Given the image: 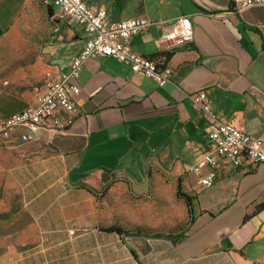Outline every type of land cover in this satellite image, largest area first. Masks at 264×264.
Returning a JSON list of instances; mask_svg holds the SVG:
<instances>
[{
    "label": "crops",
    "instance_id": "0c3cea01",
    "mask_svg": "<svg viewBox=\"0 0 264 264\" xmlns=\"http://www.w3.org/2000/svg\"><path fill=\"white\" fill-rule=\"evenodd\" d=\"M86 2L105 7L110 21L158 22L130 45L165 62L172 75L159 85L115 58H90L78 78L71 129L0 146L37 231L36 241L7 264H264V164L223 160L190 171L211 149V119L264 138V6L238 12L236 0ZM5 14L0 8V28L14 17L2 21ZM181 16L193 22L189 40L174 36ZM53 29L44 83L22 93L24 107L69 72L87 37L71 21ZM198 89L211 114L194 107L189 94ZM211 171V183L202 184ZM178 190L191 197V210ZM131 199L146 200L145 207L126 203ZM111 226L130 233L105 229Z\"/></svg>",
    "mask_w": 264,
    "mask_h": 264
},
{
    "label": "built area",
    "instance_id": "2783aa9c",
    "mask_svg": "<svg viewBox=\"0 0 264 264\" xmlns=\"http://www.w3.org/2000/svg\"><path fill=\"white\" fill-rule=\"evenodd\" d=\"M53 6L51 22L71 21L83 26L87 37L82 48L72 57L69 72L59 80H51L43 89H38L34 103L10 115L0 117L1 145L14 141L29 143L38 139L39 132H65L75 124L79 113L76 98L81 92L78 78L85 62L90 58L112 57L127 63L139 75L152 78L159 85L170 80L171 68L156 57H149L134 50L131 38L144 31L154 22L148 17H134L110 21L103 6H95L86 0H42ZM236 10L264 6V0H236ZM165 23V21H162ZM175 37L189 40L194 26L190 16H181L175 22ZM194 107L207 114L211 108L203 89L189 94ZM209 138L211 149L190 167L201 171L206 167L217 168L223 160L236 167L245 164H264V138L248 133L244 128L223 120L211 119ZM214 172L206 173L200 182L210 184Z\"/></svg>",
    "mask_w": 264,
    "mask_h": 264
},
{
    "label": "rangeland",
    "instance_id": "374dc122",
    "mask_svg": "<svg viewBox=\"0 0 264 264\" xmlns=\"http://www.w3.org/2000/svg\"><path fill=\"white\" fill-rule=\"evenodd\" d=\"M0 8L12 19L1 25L0 36V117L21 110L22 93H31L44 83L43 54L51 46L54 23L39 0H0ZM3 23V24H2ZM1 146V142H0ZM178 195V193H177ZM168 208L179 212L178 203L168 199ZM134 202L143 209L146 200ZM37 239L31 217L24 208L19 187L12 181L0 152V263L12 261L17 251Z\"/></svg>",
    "mask_w": 264,
    "mask_h": 264
},
{
    "label": "trees",
    "instance_id": "16d2710c",
    "mask_svg": "<svg viewBox=\"0 0 264 264\" xmlns=\"http://www.w3.org/2000/svg\"><path fill=\"white\" fill-rule=\"evenodd\" d=\"M48 11H49L50 16H51V14H52L51 9L49 8ZM2 33H3V30L0 28V36L2 35ZM171 55H172V53H168V54H167V59L170 58ZM163 63H164V65H166L165 62H163ZM177 193H178V196H179V197H183V198L185 199V202L187 203L189 210H191V197H190L189 195L185 194V193H182L180 190H178ZM105 229L108 230V231H117L118 233H121V234H122V233H125V234L130 233V231L125 230V229H123V228L120 227V226H111V227H108V228H105ZM131 233H139V232L136 231V232H131ZM157 235H160V234L157 233ZM137 261H138L140 264H142L138 259H137Z\"/></svg>",
    "mask_w": 264,
    "mask_h": 264
}]
</instances>
